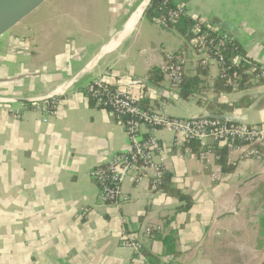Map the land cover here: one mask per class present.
Returning <instances> with one entry per match:
<instances>
[{
  "label": "crops",
  "instance_id": "0c3cea01",
  "mask_svg": "<svg viewBox=\"0 0 264 264\" xmlns=\"http://www.w3.org/2000/svg\"><path fill=\"white\" fill-rule=\"evenodd\" d=\"M170 1L192 19L230 34L249 59L264 67V0ZM72 2L62 12L56 10L59 0L0 55V99L55 95L52 116L39 103L0 102V264H142L121 245L122 226L130 232L158 229L144 250L159 264H262L264 253H253L248 245L257 243L264 225V136L261 159L229 163L232 175L223 188L212 189L205 164L196 156L180 159L173 134L157 130L162 151L155 162L170 175L172 187L192 199L190 210L176 212L182 203L153 190L149 179L125 180V201L118 206L100 203L90 172L127 152L129 141L121 122L89 98L94 81L127 91L146 102L143 109H162L174 118L209 115L196 102L212 101L198 96L185 101L165 78L151 82L167 53L180 50L175 56L183 60L186 75H194L199 65L191 39L143 16L144 0ZM207 71L202 89L207 85L213 91L218 71ZM218 95L221 101L215 103L233 105L246 98L250 104L219 116L248 126L264 124V83ZM216 162L209 165L219 167ZM193 213L199 216L195 222L189 219ZM165 237L174 239L177 257L166 254ZM263 248L257 243V250Z\"/></svg>",
  "mask_w": 264,
  "mask_h": 264
},
{
  "label": "built area",
  "instance_id": "2783aa9c",
  "mask_svg": "<svg viewBox=\"0 0 264 264\" xmlns=\"http://www.w3.org/2000/svg\"><path fill=\"white\" fill-rule=\"evenodd\" d=\"M180 12L177 8L167 11L158 18L157 23L160 26L174 25ZM191 35V44L198 65L203 69L215 67L218 71L217 79L224 80L225 86L236 89L241 76L234 72L230 75L229 72L233 68H238L240 57L233 58L231 66L225 64V50L233 41V37L202 20L195 21ZM159 70L169 86L177 90L184 73L183 60L167 53ZM244 74L251 76L253 83H258L264 79V67L252 64L244 71ZM88 94L97 108L108 111L121 122L129 141L127 152L111 157L106 163L95 167L90 172V177L98 188V199L102 204L118 206L125 201L121 194V186L127 179L133 183L149 179L151 188L158 190L164 171L161 164L154 159L155 155L162 151L154 136L157 130L173 134V146L180 159L196 156L200 162L204 163L212 183L221 179L222 172L220 167L210 166L212 161L218 160V157L209 145L214 143L225 145L226 159L231 164L249 159L259 161L262 157L260 147L264 136V125L248 126L205 118L170 117L162 109H143L130 93L114 88L103 80L94 81L89 86ZM39 104L48 116L54 114V100ZM14 116L19 118L20 115L14 113ZM141 129H146V136H142ZM192 142L198 143L203 149L198 155L194 154L190 147ZM81 212V215L85 216L84 210ZM124 224L125 221L122 225ZM156 230L158 229L145 227L138 232H130L122 226L121 245L133 255L139 256L142 264H150L142 251Z\"/></svg>",
  "mask_w": 264,
  "mask_h": 264
},
{
  "label": "trees",
  "instance_id": "16d2710c",
  "mask_svg": "<svg viewBox=\"0 0 264 264\" xmlns=\"http://www.w3.org/2000/svg\"><path fill=\"white\" fill-rule=\"evenodd\" d=\"M176 7L172 4L170 0H150L148 6L146 7L143 16L149 20L150 22L157 24L158 18L161 17L162 14L166 13L170 10H175ZM197 19H192L191 17L183 14L180 12V16L177 19V22L174 25L168 24L166 26H160L167 30H174L177 34H179L182 38L185 39V41H188L191 39V29ZM176 54H181L180 50ZM175 54V55H176ZM236 56L240 57L238 68L231 69L230 75H233L234 73H237L240 75L241 80L238 82V86L236 89L229 88L225 86V81L217 79L213 85L212 89L215 93H239V92H245L253 87L261 86L264 83V79L260 80L258 83H253L251 81V76L245 75L244 71L250 67V65L255 64L254 61L249 59L244 53L241 47L236 43V41L233 39V41L227 46L225 50V64L226 66H231L232 59ZM234 72V73H233ZM153 73H155L157 76L152 77L150 80L152 83L157 84L162 81L163 75L160 73V70L156 71L154 70ZM208 74L207 69H203L200 66L197 67L196 73L194 75H186L183 73L182 82L179 85L178 96L182 100H190L191 98H194L199 95L201 89L203 80L202 78H205ZM90 98V97H89ZM53 100V99H51ZM203 101L199 100L196 103L201 104L200 107H203L204 110L207 113L219 115L221 114V111L226 112H232L235 109H241V108H247L250 106V104L247 103V99L244 98L240 100L238 103L233 105H225L220 103H202ZM144 101H138V104L140 107L145 108ZM35 104H29V107H33ZM264 125V124H262ZM191 149L193 150L194 154L198 155L200 151H203L202 148H200L198 143L192 142L190 144ZM210 149L215 152V154L218 157L217 164L219 165L222 174L231 173L234 169V165H231L227 162V147L225 145H220L218 143H214L209 145ZM158 190H161L164 192L167 196L172 197L176 199L179 203H182L177 209L176 212H188L192 206V199L180 193L178 190L174 189L172 187L171 183V177L168 174H163L161 179V184L158 187ZM174 239L171 237H165L163 239V244L167 248L166 254L171 255L172 257H177L178 253L173 248ZM144 256H146L148 262L150 264H159L157 262V258L151 257L145 250L142 251Z\"/></svg>",
  "mask_w": 264,
  "mask_h": 264
},
{
  "label": "water",
  "instance_id": "95a60500",
  "mask_svg": "<svg viewBox=\"0 0 264 264\" xmlns=\"http://www.w3.org/2000/svg\"><path fill=\"white\" fill-rule=\"evenodd\" d=\"M59 0H0V55L12 49L41 22ZM146 1L144 13L150 0ZM219 23V21H217ZM75 80V79H74ZM71 84H73L71 82ZM55 95L33 99H0L5 104H34L51 100ZM235 123L226 116L209 114L197 119ZM196 119V118H194ZM264 264V263H263Z\"/></svg>",
  "mask_w": 264,
  "mask_h": 264
},
{
  "label": "rangeland",
  "instance_id": "374dc122",
  "mask_svg": "<svg viewBox=\"0 0 264 264\" xmlns=\"http://www.w3.org/2000/svg\"><path fill=\"white\" fill-rule=\"evenodd\" d=\"M72 1H74V0H61V3H58L59 6L56 8V10H59V11H62V12H65L66 10H69L71 5H72V3H73ZM185 54H186L185 57L188 58L190 56V54H191V50L188 48L185 51ZM188 66H190V65L188 64ZM206 87H207V85L200 91V94L198 95V97L210 99L214 103L221 101V97L218 95V93H215V92L211 91L210 88H206ZM198 97H195L193 99L196 100V99H198ZM245 162L248 163V164H251V163H253V160L252 161L251 160H248V161L245 160ZM242 164H243V161L240 163V165H242ZM230 175H232V174L231 173L222 174L221 179L217 183L214 184L215 186H213L212 189H221V188H223L221 186L223 184H225L226 180L229 178ZM205 199H206V195H203L201 197V200H205ZM189 219L192 222H195L197 219H199V216L197 217L196 214L193 213V214H191V216H189ZM259 231H260V236H259L260 238L258 239L257 243H259V242H263L264 243V225H262V227L260 226V230ZM257 243H256V241L254 243L251 242L252 245L251 244L248 245L250 250L254 251L253 253H259V254L264 253V248L262 250L261 249L260 250L256 249ZM255 255L259 256L257 254H255ZM263 263H264V261H263Z\"/></svg>",
  "mask_w": 264,
  "mask_h": 264
},
{
  "label": "bare ground",
  "instance_id": "6f19581e",
  "mask_svg": "<svg viewBox=\"0 0 264 264\" xmlns=\"http://www.w3.org/2000/svg\"><path fill=\"white\" fill-rule=\"evenodd\" d=\"M145 4H146V1H144V3L141 5V7L143 8L145 6ZM140 11H141V9H139V11L131 18V20L129 21V23L127 25V30L131 29V27L133 26L134 22L137 20V17L139 16Z\"/></svg>",
  "mask_w": 264,
  "mask_h": 264
}]
</instances>
